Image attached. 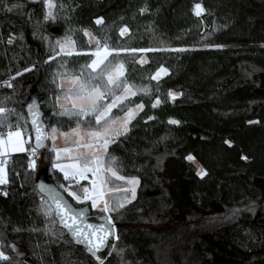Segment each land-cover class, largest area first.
<instances>
[{
    "label": "trees",
    "instance_id": "16d2710c",
    "mask_svg": "<svg viewBox=\"0 0 264 264\" xmlns=\"http://www.w3.org/2000/svg\"><path fill=\"white\" fill-rule=\"evenodd\" d=\"M53 2L54 18L45 20L43 0H0V106L14 110L8 115L13 130L28 127L29 149L35 145L25 105L32 96L48 131L76 127L75 117L59 115L54 99L62 93L53 79L65 71L62 64L79 73L91 57L55 56L57 40L71 36L77 51H92L87 29L115 49H184L119 54L127 81L149 92L131 97L123 111L113 109L121 116L144 105L128 133L109 145L119 175L139 184L135 199L110 214L116 235L99 255L103 264H264V0ZM196 3L204 14H194ZM122 27L129 33L121 36ZM143 55L147 62L138 63ZM161 67L169 73L152 80ZM8 79L12 87L2 86ZM169 91L182 95L173 100ZM157 98L161 103L153 108ZM196 130L206 138L196 137ZM49 148L48 141L34 169L26 152L12 155L7 165L0 247L8 259L0 264H100L57 225L54 211L45 215L50 201L37 190L38 172L48 168L60 189L67 182L52 167ZM189 155L206 175H197ZM110 184L127 183L112 178ZM129 196L115 191L110 201ZM102 215L93 210L91 218Z\"/></svg>",
    "mask_w": 264,
    "mask_h": 264
},
{
    "label": "snow or ice",
    "instance_id": "6c2138e0",
    "mask_svg": "<svg viewBox=\"0 0 264 264\" xmlns=\"http://www.w3.org/2000/svg\"><path fill=\"white\" fill-rule=\"evenodd\" d=\"M43 3L44 7L48 9L44 19H53L52 9L56 7L53 0H43ZM144 11L146 8L140 9L141 13ZM193 11L196 16H200L204 9L201 4L196 3ZM95 23L102 24L103 18L97 19ZM82 31L84 36L90 37V43L95 40L96 47L94 50L79 52L76 50V41L71 36H65L63 41L57 40L59 52H56L55 56L61 54L64 56L87 55L91 57L90 62L82 65L79 73H69L67 65L62 64L61 68H64L65 71L58 72L53 79V83H56L57 79L60 81L57 87L61 89L62 94L56 97V106L60 109L59 115L75 117L77 120L76 127L68 132H59V137L64 139L65 146L57 147L58 129L53 127L51 133L46 132L39 120L41 113L38 111V106L35 102L29 104L28 112L32 116L31 123L35 130V147L30 150L29 167L35 168L33 158L36 150L44 147L45 140L51 139V151L55 153L56 161L52 167L63 173L65 181H75L76 184H79L80 180L86 179L88 174H91V187H83L82 194L72 190L73 184L71 183L67 187L63 184L60 185L77 204L83 205L80 208L73 207L55 188H46L44 185H39V187L41 192L47 191L50 201V203L46 202L45 215L48 216L54 211L60 224L68 230L76 242L86 244L87 250L95 256L108 242V237L115 233V226L109 214L125 206L124 203L113 205L107 198L108 194L113 191L131 192L132 199H135V186L139 184V180L135 177L126 178L119 175L117 168L114 167L117 164V157L110 156L108 152L110 144L128 133V125L137 115V111L143 110L144 105L142 103L137 104L135 109L129 107L122 117L114 115L113 109L123 111L125 102L129 101L130 97L137 95L138 92L145 94L149 92L147 87L137 88L136 85L127 81L126 68L124 63L119 60V54L122 51H184V49H115L111 48L107 42L101 44V40L92 36L87 29ZM128 31L127 27H122L120 35L124 36ZM8 43H12L11 38ZM114 53L115 55H113ZM55 56L50 57V59H55ZM109 57H113V59L109 60ZM137 62L144 63L145 61ZM30 70L25 69V71ZM162 73L167 74V69L161 67L151 79L158 80ZM17 75H21V73H17ZM5 84L12 87L7 81ZM177 95L182 94H175L171 91L168 93V96L173 100L176 99ZM160 103V99L157 98L152 107L155 108ZM13 111V109L0 106V127H7L8 129L6 136L4 133H0V157H7L10 151H27L24 145L30 143L31 140V137L28 140L22 138V129L19 125L13 130L12 125L8 122V115ZM87 117L92 119H85ZM149 119H153V117H149ZM169 123L178 124L179 121L169 120ZM250 123L252 122L250 121ZM225 143L230 144L229 141H225ZM62 158L71 162L60 163ZM242 158L247 159V157ZM186 159L193 161L194 157L189 155ZM6 164L7 159L0 160V185L8 183ZM197 175L203 177L206 172L200 170ZM112 178L124 181L132 187L112 189L109 187ZM125 201L130 202L127 201L126 197ZM89 202L91 209H98L103 214L101 219H106V224L88 222ZM116 239L118 240L119 237L117 236ZM112 247L115 251V245ZM96 258L100 264H103V260L99 256ZM0 259L6 260L8 258L3 252H0Z\"/></svg>",
    "mask_w": 264,
    "mask_h": 264
},
{
    "label": "water",
    "instance_id": "95a60500",
    "mask_svg": "<svg viewBox=\"0 0 264 264\" xmlns=\"http://www.w3.org/2000/svg\"><path fill=\"white\" fill-rule=\"evenodd\" d=\"M33 102H35L36 105L38 106V111L41 113V115H40V117H39V120H40V123H41L43 129H44L46 132H48V126H47L46 122L43 120L44 113H42V112L40 111L39 100H38L35 96H32L31 99H30V100L27 102V104L25 105V107H26L27 114H28V118H29V122H30V125H31V128H32V136H33V139H34V145H35V130H34V128H33V126H32V123H31L32 116H31V115L29 114V112H28V105H29V104H32ZM199 135L201 136L202 139H205V138H206L205 134L201 133L199 130H196V131H195V136L197 137V136H199ZM47 146H48V139L44 141V147L39 148V149H37V150L42 151V150L46 149ZM36 185H37V190H38L41 194H43L44 196H46L47 198H48V193H47V191H45V192H41L39 185H44V186H46V188H47V187L55 188L57 191H59V192L61 193V195L63 196V198H64L66 201H68L73 207H75V208L83 207V205H76V204L72 201V199L70 198V196H68L67 193H65L62 189H60V188L58 187V185L56 184V182L54 181V179H52L51 176L49 175L48 168L43 169V170H40V171L38 172V174H37V176H36ZM88 206H89V212H88V218H87V219H88V222H89V223H95V224H101V223H105V224H106V219H101V217L99 218V220H93V219L91 218V217H92V211H93V209H91V207H90V203H89ZM54 214H55V212H54ZM55 218H56V220H57V225H58L60 228H63V229L67 232L68 237L73 241V243H74L75 245H77V246H81V247H83V248L85 249L86 253H87L88 255L94 257V258H96L97 256H99L101 253H104V252L109 248L110 243L114 240L115 235H116V230H115L114 235L108 237V242H107V243L105 244V246L102 247L101 250H100L99 252H97L96 255L94 256L91 252H89V251L87 250V246H86V244H84V243H77V242H76V239H75V238H74V237L68 232V230H67L66 228H64V227L60 224L59 219H58V217H56V215H55ZM114 226H115V225H114Z\"/></svg>",
    "mask_w": 264,
    "mask_h": 264
},
{
    "label": "rangeland",
    "instance_id": "374dc122",
    "mask_svg": "<svg viewBox=\"0 0 264 264\" xmlns=\"http://www.w3.org/2000/svg\"><path fill=\"white\" fill-rule=\"evenodd\" d=\"M53 3H54V2H53ZM53 9H54V8H53ZM53 9H52V12H53ZM46 11H48V9H46ZM204 13H205V11H204L202 14H204ZM202 14H201V15H202ZM128 33H129V31H128ZM128 33H126V34H128ZM126 34H125V35H126ZM88 38H90V37H88ZM61 41H63V40H61ZM94 41H95V40H92V42H94ZM88 52H90V51H88ZM61 55H63V54H61ZM140 60H143V61L147 62V58H146L145 55H143V56L139 59V61H140ZM145 62H144V63H145ZM163 68H165V67H163ZM166 69H167V68H166ZM158 70H159V69H158ZM158 70H157V71H158ZM156 73H157V72H156ZM156 73H155V74H156ZM168 73H169V71H168V69H167V74H168ZM155 74H154V75H155ZM167 74H163V73H162V74L160 75V78H159V79L165 77ZM172 93L177 94L176 92H173V91H172ZM178 94H179V93H178ZM177 96H178V95H177ZM21 126H22V125H21ZM128 127H129V125H128ZM22 132L24 133V135H25V137H26L27 140L29 139V137H31V133H30L28 127L26 128L25 126H23V127H22ZM22 138L25 139L24 136H23V134H22ZM30 141H31V140H30ZM28 144H29V143H28ZM24 147L27 149V145H26V144L24 145ZM29 148H30V147H29ZM29 148H28V149H29ZM29 150H31V149H29ZM25 152H26V151H25ZM39 155H40V154H39ZM38 158H40V156H38ZM35 162H36V161H35ZM69 162H71V161H69ZM192 162H194V163L196 164L197 172L200 171V170H203L204 172H206V171L204 170V168H203V167H202V166H201V165L195 160V158H194V160H193ZM41 164H43V163H41ZM35 165H36V163H35ZM35 167H36V166H35ZM68 184H69V183L66 182V183H64V186L67 187ZM109 187L112 188V189H124V188H131L132 185H130V184L127 183L126 185L112 186V185L109 183ZM135 187H136V191H137V187H138V185H136ZM76 188H78V186H77V185H73V189H72V190L77 191ZM62 190H63V189H62ZM63 191H64V190H63ZM64 192H65V191H64ZM113 192H115V191H113ZM113 192H111V193L108 194V197H107V198H108L109 200H110L111 195H112ZM65 193H67V192H65ZM130 193H131V192H130ZM70 198H71V197H70ZM132 200H133V199H132V196H129V197L127 198V201H130V202H131ZM74 201H75V200H74ZM110 202H111V201H110ZM130 202H126V201H124L123 203L126 204V203H130ZM75 203H76V201H75ZM89 203H90V202H89ZM101 207H102V205H101ZM95 210H98V209H95ZM98 211H99V210H98ZM110 214H111V213H110ZM110 214H109V215H110Z\"/></svg>",
    "mask_w": 264,
    "mask_h": 264
},
{
    "label": "crops",
    "instance_id": "0c3cea01",
    "mask_svg": "<svg viewBox=\"0 0 264 264\" xmlns=\"http://www.w3.org/2000/svg\"><path fill=\"white\" fill-rule=\"evenodd\" d=\"M76 50H77V47H76ZM126 68V67H125ZM60 82V81H59ZM65 87H67V85H65ZM133 97V96H132ZM131 98V97H130ZM54 102H55V104H56V98L54 99ZM136 106V105H135ZM135 106H133V107H131V108H133V109H135ZM141 110H138L137 111V115L139 114V112H140ZM124 115V113L121 115V117ZM136 115V116H137ZM135 116V117H136ZM132 122V121H131ZM129 126H130V124H129ZM51 130L52 129H50L49 131H48V133H51ZM68 131H70V130H66V131H63V130H58V138H57V140H56V146L57 147H64L65 146V141H64V139L62 138V137H59V132H68ZM22 134H23V136H24V138H25V140H27L26 139V137H25V135H24V133L22 132ZM48 141H49V145H50V150H51V148H52V141H51V139H48ZM27 145V144H26ZM17 153H23V152H9V154H8V156L7 157H11L12 155H14V154H17ZM54 156H55V153H54ZM7 157H0V158H7ZM56 162V161H55ZM60 163H70L69 162V160L68 159H66V158H62L61 159V161H59ZM55 169V168H54ZM56 170H58V169H56ZM59 171V170H58ZM6 172H7V167H6ZM62 173V172H61ZM63 174V173H62ZM91 179H92V176H91V174H88V176H87V178L86 179H83V180H80L79 181V184H76V183H74L73 185H77L78 186V188H76L77 189V191H82V188L83 187H91V184H90V181H91Z\"/></svg>",
    "mask_w": 264,
    "mask_h": 264
},
{
    "label": "built area",
    "instance_id": "2783aa9c",
    "mask_svg": "<svg viewBox=\"0 0 264 264\" xmlns=\"http://www.w3.org/2000/svg\"><path fill=\"white\" fill-rule=\"evenodd\" d=\"M100 18H102V17H100ZM98 19H99V18H98ZM96 20H97V19H96ZM96 20H95V21H96ZM6 81H7L8 83L12 84L11 80L8 79V80H5V81H2V82H1V85H2V86H6V87H8V86L5 84ZM19 126H20L21 129H22V126H21V125H19ZM7 131H8V129H5V130L0 131V133H4L5 136H6ZM40 152H41L40 150H36V154H35V156H38V155L40 154ZM26 154H27L28 159H29V161H30L31 152H30V150H29L28 148H27ZM10 158H11V157H10ZM10 158H9V157H7V158H0V160L7 159V164H6V167H7L8 163H9V161H10ZM33 159H34V158H33ZM67 182H68V183H71V184H74V183H75V181H67ZM6 185H7V184L0 185V191H1L2 193H6V192H7ZM77 192L82 194V191H77ZM0 252H3L2 249H1V247H0ZM4 255H5V254H4Z\"/></svg>",
    "mask_w": 264,
    "mask_h": 264
},
{
    "label": "flooded vegetation",
    "instance_id": "af4514ba",
    "mask_svg": "<svg viewBox=\"0 0 264 264\" xmlns=\"http://www.w3.org/2000/svg\"><path fill=\"white\" fill-rule=\"evenodd\" d=\"M93 210H95V209H93ZM94 220V219H93ZM97 220H99V219H97Z\"/></svg>",
    "mask_w": 264,
    "mask_h": 264
}]
</instances>
